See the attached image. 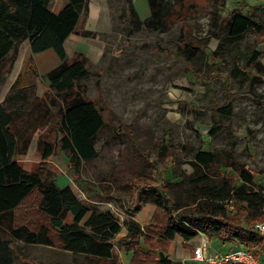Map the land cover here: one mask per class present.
<instances>
[{
	"label": "trees",
	"instance_id": "obj_1",
	"mask_svg": "<svg viewBox=\"0 0 264 264\" xmlns=\"http://www.w3.org/2000/svg\"><path fill=\"white\" fill-rule=\"evenodd\" d=\"M60 1L65 4L53 12L50 0H0V69L7 59L13 63L23 41H28L30 51L0 102V226L9 235L5 245L0 241V264L13 263L12 240L61 248L83 257L82 264H116L112 249L113 238L121 228L118 220L109 210L83 204L71 186H57L46 166L47 160L60 149L69 154L72 169L78 172L83 161L96 156L95 139L106 126L102 107L87 98L80 85L90 75L87 59L81 53L67 58L64 48L65 39L78 33L87 0ZM146 1L150 15L140 19L129 0V21L134 28L143 25L166 30L173 21L179 20L174 16L173 4ZM204 1L215 7L223 5V0ZM254 9V5L242 0L237 10L219 23L222 35L217 36V48L210 53L209 68L213 76L220 77L225 71L224 63L216 59L220 49L230 45L234 66L229 77L253 78L251 69L259 52L254 51L243 67L240 44L248 30L264 37V24L254 19ZM175 46L174 56L187 60L192 72L198 74L200 64L205 62V43L193 41L186 26L181 24ZM49 49L61 62L46 73L47 89L62 96L63 104L48 91L43 97L37 94L39 74L31 55ZM225 81V103L213 102L197 110L196 118L201 123L206 121L198 111L206 108L216 116L230 113L232 100L238 93L230 90L228 78ZM246 92L251 94L249 89ZM217 127L212 125L211 130ZM52 132L55 135L49 139ZM33 139L42 147L41 164L28 171L17 157L28 151ZM166 155L171 157L170 152ZM190 165L192 171L179 173L180 179L175 182L163 178L159 183L157 175L144 177L143 181L148 182L138 187L137 192L138 195L146 193L145 201L154 205L150 223L141 226L129 219L125 224L127 233L118 241L125 249H133L131 263L147 262L145 257L140 260L136 257L149 255L146 249L153 247L158 251L154 261L172 264L166 252L168 242L176 235L189 241L198 232L221 241L244 242L255 251L264 246V239L248 226L251 221L264 220V187L256 182L264 170L250 168L231 149H198Z\"/></svg>",
	"mask_w": 264,
	"mask_h": 264
},
{
	"label": "rangeland",
	"instance_id": "obj_2",
	"mask_svg": "<svg viewBox=\"0 0 264 264\" xmlns=\"http://www.w3.org/2000/svg\"><path fill=\"white\" fill-rule=\"evenodd\" d=\"M131 1L140 19L150 15L146 0ZM245 1L255 6L253 17L264 24V0ZM162 2L173 4L174 16L179 18L166 30L143 25L134 28L129 21V0H87L78 33L70 35L65 43L68 58L81 53L87 59L90 75L80 85L86 97L102 107L106 126L95 139L96 156L83 161L78 172L72 169L69 154L60 149L47 160L46 166L56 183L70 185L83 204L108 209L119 220L122 228L113 241L116 264H133V249L118 244L127 233L126 222L132 218L144 226L150 223L154 211V205L145 201L146 193L137 192L148 182L143 181L144 177L157 175L159 183L163 178L179 180V173L192 171L190 160L198 149H231L250 168L264 170V37L248 30L240 44L243 67L254 51L259 52L251 69L252 79L229 77L234 66L230 45H224L216 59L225 65L220 77L213 76L209 68L210 53L217 48V36L222 35L219 23L236 11L242 0H223V5L216 7L204 0ZM64 4L65 1L50 0L49 7L58 12ZM181 24L193 41L205 43V62L198 66V74L192 72L187 60L174 56ZM85 31L89 33L82 35ZM76 42L81 51L74 52ZM26 44L27 41L18 46L13 63L7 59L0 69V100L30 56ZM53 52L31 55L39 74V97L48 91L44 76L55 64ZM226 78L230 90L238 93L230 113L216 116L206 108L198 111L206 121L201 123L196 118L197 110L213 102L225 103ZM248 89L251 94L246 92ZM48 92L59 104L64 103L62 96ZM212 125L218 129L212 131ZM54 135L52 132L49 139ZM32 141L30 150L17 157L27 170L36 169L41 161L42 147L37 139ZM169 152L171 157L166 155ZM256 182L264 187V173L256 177ZM255 222L248 226L253 227ZM178 238L166 246L172 264H205L192 260L193 249L205 240L209 253L225 248L221 240L216 242L207 233L198 232L187 249ZM235 241L226 240L225 246ZM11 247L12 264H82L81 260H85L61 248L26 245L18 240H12ZM146 250L149 255H139L136 260L145 257L148 261L135 264H159L154 261L158 251L153 247ZM183 253L187 257L184 263L179 257Z\"/></svg>",
	"mask_w": 264,
	"mask_h": 264
},
{
	"label": "built area",
	"instance_id": "obj_3",
	"mask_svg": "<svg viewBox=\"0 0 264 264\" xmlns=\"http://www.w3.org/2000/svg\"><path fill=\"white\" fill-rule=\"evenodd\" d=\"M229 208H232V205ZM253 229L264 239V220L256 221ZM234 247L238 249L235 251ZM207 250V241L198 244L193 249L192 260L205 264H264V246L255 251L249 244L235 241L224 250H217L213 253Z\"/></svg>",
	"mask_w": 264,
	"mask_h": 264
},
{
	"label": "crops",
	"instance_id": "obj_4",
	"mask_svg": "<svg viewBox=\"0 0 264 264\" xmlns=\"http://www.w3.org/2000/svg\"><path fill=\"white\" fill-rule=\"evenodd\" d=\"M67 39H68V37L65 39V41H64V48H65V43H66V41H67ZM26 41H23L22 43H25ZM21 43V44H22ZM26 46L29 48V43H28V41H27V44H26ZM49 50H51V49H49ZM82 49H81V46L79 45V42H76V44H75V47H74V52L75 51H81ZM46 51H48V50H45V51H43V52H45V53H43V52H39V53H36V54H34L35 56H39V55H44V54H46ZM65 51H66V49H65ZM40 53H42V54H40ZM54 54H55V52H53ZM53 55V54H52ZM66 55H67V58H68V54H67V51H66ZM53 59L55 60V64L49 69V70H51L52 68H54V67H56L57 65H59L60 64V62H61V60L59 59V57L55 54V56L53 57ZM48 70V71H49ZM47 71V72H48ZM46 72V73H47ZM44 78H45V80H46V84H48V80H47V78H46V74H45V76H44ZM39 93V88H38V84H37V94ZM4 99V98H3ZM2 99V100H3ZM2 100H0V102L2 101ZM32 143H33V141L31 142V144H30V147H29V150H30V148H31V146H32ZM28 150V151H29ZM40 164H41V161H40ZM40 164L38 165V166H40ZM25 170H27L26 168H24ZM35 170V169H34ZM28 171H33V170H28ZM54 180V179H53ZM54 182H55V184L57 185V186H59V187H64V186H67L68 184H66V185H62V186H60V185H58L57 183H56V181L54 180ZM68 186H70V185H68ZM79 199V198H78ZM90 208V207H89ZM92 208H94V207H92ZM97 208V207H96ZM100 209V208H99ZM101 210H108V209H101ZM115 218H116V216H115ZM117 219V218H116ZM132 219V218H131ZM118 220V219H117ZM118 223L120 224V226H121V223L119 222V220H118ZM145 223V222H144ZM144 223H142V225L144 224ZM121 228H122V226H121ZM121 228H120V231H121ZM120 231L117 233V234H119L120 233ZM5 233L8 235V233L7 232H5V228L4 227H2V226H0V241H3L4 242V245H5V239H8L9 238V235L7 236V237H5ZM116 234V235H117ZM116 235L114 236V238H113V241H114V239H115V237H116ZM179 237V238H178ZM179 239L178 241L180 242V243H184L187 247H186V249L187 248H189L190 247V245H191V241L189 240V241H183V239L179 236V235H176L175 237H174V239L173 240H175L176 241V239ZM205 241H207V240H205ZM219 242L220 240L219 239H217L216 238V242ZM225 242L226 241H220V243L225 247L224 249H226V248H228L230 245H226L225 246ZM40 246H43V245H40ZM48 247H51V246H48ZM224 249H220V248H218L217 250H224ZM113 252H114V242H113ZM180 256H182V259L183 260H181L183 263L185 262V260H186V253H183L182 255H179V257ZM170 258V257H169ZM170 260H171V258H170Z\"/></svg>",
	"mask_w": 264,
	"mask_h": 264
},
{
	"label": "water",
	"instance_id": "obj_5",
	"mask_svg": "<svg viewBox=\"0 0 264 264\" xmlns=\"http://www.w3.org/2000/svg\"><path fill=\"white\" fill-rule=\"evenodd\" d=\"M233 249L236 251L238 249V247H234Z\"/></svg>",
	"mask_w": 264,
	"mask_h": 264
}]
</instances>
